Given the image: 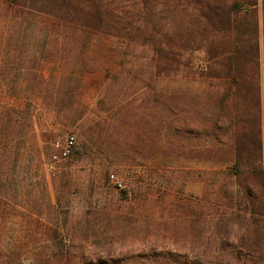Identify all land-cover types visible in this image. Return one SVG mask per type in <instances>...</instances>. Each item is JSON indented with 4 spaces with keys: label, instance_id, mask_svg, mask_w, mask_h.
<instances>
[{
    "label": "rangeland",
    "instance_id": "rangeland-1",
    "mask_svg": "<svg viewBox=\"0 0 264 264\" xmlns=\"http://www.w3.org/2000/svg\"><path fill=\"white\" fill-rule=\"evenodd\" d=\"M201 1H114L122 30L103 34L108 40L92 49L94 72L80 92L86 118L56 140L64 146L73 136L71 155L55 160L62 153L49 146L45 171L57 207L46 220L62 231L54 241L37 234V260L53 264L68 252L77 263L124 257L131 263L155 250H187L192 256L200 245L211 257L219 256L211 246L213 207L224 194H237L240 183L230 164L219 165L220 156L204 149L217 144L220 133L228 135L221 138L229 146L237 133L246 134L241 142H261L264 159V0L244 5L232 34L225 32L247 47L250 34L258 31L259 75L238 82L223 77L216 51L224 35L200 8L226 0ZM144 6L150 11L141 12ZM169 105L178 107L182 125H169ZM211 118L221 125L208 137ZM233 231L244 234L237 223Z\"/></svg>",
    "mask_w": 264,
    "mask_h": 264
},
{
    "label": "trees",
    "instance_id": "trees-1",
    "mask_svg": "<svg viewBox=\"0 0 264 264\" xmlns=\"http://www.w3.org/2000/svg\"><path fill=\"white\" fill-rule=\"evenodd\" d=\"M114 1L0 0V264H27L26 260L49 263L35 257L39 232L54 241L62 231L57 225L48 226L46 220L51 209L57 207L45 171L48 150L58 138L77 130L86 118L80 92L86 76L94 72L96 58H92V49L99 40H108L103 34L122 30V18L113 7ZM196 2L202 4L201 0ZM251 3L257 5L258 0L213 1L200 7L204 17L218 28L216 32L224 35L217 58L223 77L235 82L246 75H259L258 31L250 34L247 47L239 38L225 36V32L232 34L235 17L243 12V6ZM139 10L150 11L148 6ZM169 107V125H182L177 119L178 107ZM208 121L212 128L206 135L213 137L221 123L212 118ZM239 122L248 123V119ZM256 125H261L259 119ZM178 130L171 129L174 133ZM220 135L217 144H206L204 150L211 156H220L219 165L230 164L240 189L237 194H224L213 207L217 206L211 246L219 256L211 257L208 247L200 245L192 256L187 250H155L151 255H139L140 260L131 263L129 257L77 263L66 252L53 264H264L261 142L247 146L241 142L246 134L237 133L235 143L229 146L221 138L228 135ZM58 156L54 155V159L63 158ZM60 174L65 177V172ZM235 223L244 228L240 237L233 231Z\"/></svg>",
    "mask_w": 264,
    "mask_h": 264
},
{
    "label": "built area",
    "instance_id": "built-area-1",
    "mask_svg": "<svg viewBox=\"0 0 264 264\" xmlns=\"http://www.w3.org/2000/svg\"><path fill=\"white\" fill-rule=\"evenodd\" d=\"M55 146L57 148H61L62 149V156L64 158H67L71 155V152L75 146V138L73 136L69 137L67 140H66V143L64 146H61L60 142H57L55 144ZM111 179L113 182H115V184H117L119 187H122V182L119 181L114 175H111Z\"/></svg>",
    "mask_w": 264,
    "mask_h": 264
}]
</instances>
